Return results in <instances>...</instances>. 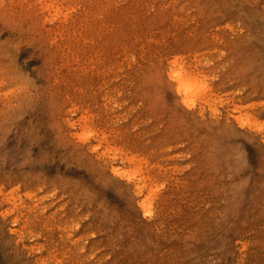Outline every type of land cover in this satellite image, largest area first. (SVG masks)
<instances>
[{
	"label": "rangeland",
	"instance_id": "374dc122",
	"mask_svg": "<svg viewBox=\"0 0 264 264\" xmlns=\"http://www.w3.org/2000/svg\"><path fill=\"white\" fill-rule=\"evenodd\" d=\"M0 264H264V0H0Z\"/></svg>",
	"mask_w": 264,
	"mask_h": 264
},
{
	"label": "bare ground",
	"instance_id": "6f19581e",
	"mask_svg": "<svg viewBox=\"0 0 264 264\" xmlns=\"http://www.w3.org/2000/svg\"><path fill=\"white\" fill-rule=\"evenodd\" d=\"M185 73L182 72H175L173 71V68L169 71L168 73V80H169V84L170 86L173 88V83H178V90L179 92L185 93L184 95L186 96L184 102L186 103H191L190 102V95L194 94L193 92V85L192 83H190V81H188L187 79H185ZM171 88V89H172Z\"/></svg>",
	"mask_w": 264,
	"mask_h": 264
}]
</instances>
